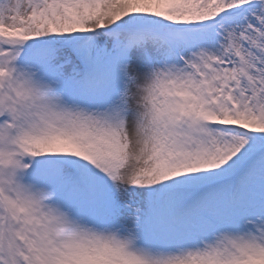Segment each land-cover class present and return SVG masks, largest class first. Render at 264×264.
<instances>
[{"label":"snow or ice","instance_id":"6c2138e0","mask_svg":"<svg viewBox=\"0 0 264 264\" xmlns=\"http://www.w3.org/2000/svg\"><path fill=\"white\" fill-rule=\"evenodd\" d=\"M0 264H264V0H0Z\"/></svg>","mask_w":264,"mask_h":264}]
</instances>
